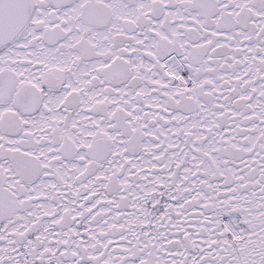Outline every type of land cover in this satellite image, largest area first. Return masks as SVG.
Returning a JSON list of instances; mask_svg holds the SVG:
<instances>
[{
    "label": "snow or ice",
    "instance_id": "6c2138e0",
    "mask_svg": "<svg viewBox=\"0 0 264 264\" xmlns=\"http://www.w3.org/2000/svg\"><path fill=\"white\" fill-rule=\"evenodd\" d=\"M0 264H264V0H0Z\"/></svg>",
    "mask_w": 264,
    "mask_h": 264
}]
</instances>
